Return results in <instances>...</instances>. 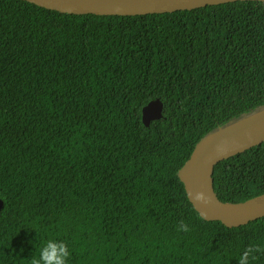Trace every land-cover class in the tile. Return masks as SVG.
<instances>
[{"label": "trees", "instance_id": "1", "mask_svg": "<svg viewBox=\"0 0 264 264\" xmlns=\"http://www.w3.org/2000/svg\"><path fill=\"white\" fill-rule=\"evenodd\" d=\"M262 109L263 2L97 16L0 0V264H31L48 239L69 264H238L249 246L264 264V217L206 221L178 176L204 137ZM213 186L223 203L264 194V143Z\"/></svg>", "mask_w": 264, "mask_h": 264}, {"label": "water", "instance_id": "2", "mask_svg": "<svg viewBox=\"0 0 264 264\" xmlns=\"http://www.w3.org/2000/svg\"><path fill=\"white\" fill-rule=\"evenodd\" d=\"M64 14L97 16H146L191 11L238 1L264 0H24ZM160 99L142 110V122L150 127L163 118ZM264 143V109L231 121L196 144L190 158L178 172L187 197L201 218L221 222L228 228L245 226L264 217V194L242 203H223L213 186L215 167L229 158ZM200 197V198H197ZM3 202L0 200V211Z\"/></svg>", "mask_w": 264, "mask_h": 264}, {"label": "clouds", "instance_id": "3", "mask_svg": "<svg viewBox=\"0 0 264 264\" xmlns=\"http://www.w3.org/2000/svg\"><path fill=\"white\" fill-rule=\"evenodd\" d=\"M178 230L187 233L190 228L188 224L181 221ZM259 250L257 246L247 247L239 256L238 264H249L250 259H254L253 253ZM71 255L69 246L64 241L48 239L39 249L38 257L32 259L31 264H69Z\"/></svg>", "mask_w": 264, "mask_h": 264}]
</instances>
